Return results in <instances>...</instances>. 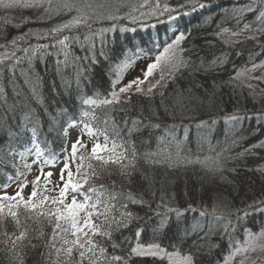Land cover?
<instances>
[{"label": "trees", "instance_id": "obj_1", "mask_svg": "<svg viewBox=\"0 0 264 264\" xmlns=\"http://www.w3.org/2000/svg\"><path fill=\"white\" fill-rule=\"evenodd\" d=\"M71 2L82 7L89 3L95 6L104 0ZM128 2L138 4L141 0ZM149 2L154 5L156 0ZM160 3L176 8L184 0H160ZM199 3L204 7L194 10L190 7L183 8L179 13H172L176 19L171 21L168 13L144 20V26L126 20L119 21L129 31L106 34L105 46L113 49V55L108 61L98 57L99 63L92 66L91 82L82 85L81 94L76 92L70 68L57 71V57L46 56L43 60H33L29 64L22 51L30 46L50 43V38L37 39V35L27 34L43 35L57 25L70 22L78 15L75 10L53 15L51 19L43 14L44 10L35 16L25 15L16 19L0 16V46H5L0 47V56L15 50L16 56L25 57L20 64H15L14 59H8L0 66V88H3V94L0 95V186L9 185L15 180L21 184L26 180L28 183L22 193L25 198L32 192L31 190L29 193L27 189L33 181V160L36 157L25 153L21 160L18 156L8 154V146L21 151L23 148L35 147V141L46 156L64 155L62 149L68 146L69 126L82 108L89 107L82 106V98L106 94L110 82L116 76L115 65L129 51L141 48L152 53L171 43L175 33H190L181 47L188 50L184 55L195 67L182 68L174 78L167 81L165 87L155 90L156 94L151 100L144 95H133L131 103L123 106L126 111L114 115L122 128L124 122L131 125L133 120H141L145 125H160L159 128H142L132 136L138 154L156 151L158 144L161 148L164 147L159 141V137L163 136L180 143L181 157L192 160H204L205 157L215 159L217 153H221L222 162L227 157L231 159L223 163L222 170L211 171L209 167L198 163L178 161V166L169 167L167 164H149L141 158L137 161L138 170L133 173L131 183L120 176L115 167L110 178L105 176L96 180L97 186L103 184L110 190L114 187L111 181L115 180L116 190H131L145 201L144 204H129V210L137 219L129 227L114 232L110 241L104 242L108 253L125 257L126 264H169L166 258L128 256L130 248L137 242L144 245L158 243L168 251L176 247L178 227L175 213H168L171 218L169 229L155 232L156 225L160 222L157 213L165 211L163 207L157 208L162 203L161 197L163 204L184 213L179 221L181 227L190 225L195 220L206 224L211 216L201 218L199 211L206 208L211 212L213 206L217 213L231 217L241 241L245 239V229L257 232L264 227V212H253L249 207L253 200L264 199V172L259 171L264 169V148L257 147L251 154L244 153L245 148L259 145L264 139V107L255 95L249 94V89L245 87L248 83L243 78L231 80L236 70L251 67L253 62L264 61V50L259 46L264 44V37L260 38L258 44L251 39L244 40V37L252 35L251 32H245L241 37H230L228 33L220 37L216 35L225 28L238 31L244 23H253L258 11L246 13L238 20L234 13L245 10L250 0H199ZM83 11L92 17L89 20L91 29L111 26V21L95 19L97 15L104 14L103 9L84 8ZM123 11L126 9H122ZM253 26L256 25L253 23ZM133 28L135 31H131ZM88 31V27H79L70 33H61L56 38L60 39L67 34L78 35L83 40ZM19 37L24 39H18ZM14 39L16 43L12 44ZM229 39L243 42L231 47L222 43ZM71 47L75 55L84 54L79 45L73 44ZM221 53L226 54L225 63L213 65L212 61ZM59 59L62 60L63 56ZM14 64L15 67H12ZM62 76L73 81L71 88L65 86ZM257 83L261 90L264 89V83ZM33 87L37 88L35 94L32 92ZM160 91H163V97L159 95ZM96 111L99 112V109ZM230 115H237L240 117L239 121L227 120ZM169 151L175 153V143L169 147ZM240 153L244 154L238 155ZM25 163L31 165L30 170L24 168ZM207 163L214 167L211 160ZM17 172L24 175L15 179ZM9 176L13 177L11 181ZM52 180L54 181L53 178ZM190 205L196 211H188ZM245 211L250 214L243 215ZM44 231L50 234L51 226L46 225ZM138 232L143 234L138 236ZM212 243L220 244L221 255L231 248L228 237L221 236L219 232L213 237ZM186 250L187 244L180 249L182 253ZM41 251L44 249H38L35 253L29 251L25 264H42L39 261ZM0 264H9L6 250L0 251Z\"/></svg>", "mask_w": 264, "mask_h": 264}, {"label": "snow or ice", "instance_id": "obj_2", "mask_svg": "<svg viewBox=\"0 0 264 264\" xmlns=\"http://www.w3.org/2000/svg\"><path fill=\"white\" fill-rule=\"evenodd\" d=\"M0 5L5 9L14 7L43 9V14H47L48 19H51L53 15L69 13L73 10L78 13L70 22L57 25L43 35L28 33L27 35H37V39L50 38V43L22 49L29 64L33 60H43L46 56L57 57V71L71 69L77 94L82 93L83 84L91 82L92 66L99 63L98 57L108 61L113 55V49L105 46L106 34L129 31L128 28L120 25L119 21L126 20L144 26V20L158 15L168 13V19L171 21L176 19L172 13H179L183 8L190 7L194 10L197 7H204L199 0H184V3L178 4L176 8L169 7L167 3L161 5L160 0H156L154 5L150 4L149 0H141L138 4L129 3L128 0H104L103 3L95 6L89 3L82 7H77L71 0H0ZM84 8L103 9L104 14L97 15L95 19L111 21V26L91 29L89 20L92 17L83 11ZM122 9L126 11L122 12ZM257 11L258 14L253 22L255 27L253 23H244L238 31L225 28L216 35L220 37L228 33L230 37H241L245 32H251L252 35L244 37V40L251 39L259 44L260 38L264 37V0H250L249 6L245 10H238V13H234V17L239 20L246 13ZM79 27L89 28L83 40L78 35L67 34L60 39L56 38L61 33H70ZM189 35L190 33L179 32L176 38L164 47L163 52L141 70L143 78L137 76L117 89V85L121 84L124 71L130 67L131 58H127L115 65L116 76L110 82L106 94H94L82 98V106L89 107L82 108L73 120L72 126L80 129V135L71 145L70 152L66 147L62 149L64 160L58 182L52 180L54 175L52 171L44 172L45 167H55L60 163L57 156H46L35 141H33L35 147L23 148L21 151L8 146L9 155L18 156L23 160L25 153L34 154L36 159L33 163L41 165L40 175L32 181V192L27 198L22 194L28 183L26 180L19 185V190L15 195H8L6 192L0 195V245H3L0 251H7L9 264H25L29 251L35 253L41 248L44 249L39 252V261L42 264H126L125 257L108 253L104 242L110 241L114 232L129 227L130 223L137 219L136 215L129 210V204H144L145 201L131 190H116L115 180L111 181L114 186L111 190L103 184L97 186L95 181L105 176L110 178L113 175V167H115L118 174L131 183L133 173L138 170L137 161L141 158L149 164H167L169 167L178 166V161L188 164L198 163L209 167L211 171L222 170L223 163L231 159L227 157L222 162L221 153H217L215 159L205 157L204 160L198 158L192 160L181 157L180 143L163 136L159 137V141L165 145L164 147L161 148L158 144L156 151L138 154L132 136L139 133L142 128H159L160 125H145L141 120H133L131 125L124 122L122 128L114 115V113L126 111L123 106L131 103L133 95H144L151 100L156 94L155 90L165 87L167 81L174 78L182 68L195 67L192 61L184 55L188 50L181 47V43L188 39ZM18 39H24V37ZM239 42L243 41L232 39L222 41L229 47ZM11 43L15 44L16 40L14 39ZM73 44L79 45L84 54L75 55L71 47ZM259 46L261 50H264V44ZM140 51L143 52V49ZM60 56H63L62 60L59 59ZM25 57L16 56V51L13 50L11 53L0 56V66L4 65L8 59H14L15 64H20ZM225 61L226 54L221 53L212 61V64L219 66ZM15 64L12 67H15ZM261 68H264V61L253 62L251 67L236 70L231 80H239L246 73L255 72ZM157 70L160 72L159 80L150 83L149 77H152ZM62 79L65 86L71 88L73 81L63 76ZM249 79L264 83V75L250 76ZM146 82L150 85L147 90L142 87ZM245 87L249 89L250 95H255L254 84L248 83ZM36 91L37 88L33 87V94ZM2 94L3 88H0V95ZM159 95L163 97V91H160ZM122 96L125 98L122 99ZM96 109H99V112ZM165 111L167 112V109ZM226 119L238 122L240 117L230 115ZM32 134L35 137V130ZM85 134L94 140L90 151L84 141ZM101 136L104 139L103 144L99 142ZM173 143H175V153L169 151ZM257 147L264 148V143L245 148L244 153L251 154ZM209 160L212 161L214 167L208 165ZM23 166L28 170L31 168V165L26 163ZM259 171L264 172V169H259ZM23 175L24 173L17 172L15 179H20ZM42 177L43 183H41ZM144 178L147 179V177ZM12 179L13 177L9 176V180ZM8 186L5 184L0 187L6 189ZM161 201L162 203L158 204L157 208L163 207L165 211L157 213L160 216V222L156 225L155 232L169 229L171 218L168 213H175L178 227L175 237L176 247L168 251L158 243L144 245L137 242L130 248L129 257L134 255L166 258L169 264H249V262L250 264H264V256L257 255L253 258L250 255L257 250L264 252V243H260L264 240V227L257 232L245 229L246 238L241 241L236 234L237 229L231 217L217 213L215 206L212 207L211 212L206 208L199 211L201 218L211 216V220L206 224L201 220H195L192 224L181 227L179 221L184 213L163 204V197ZM148 207L151 208V205ZM249 207L253 212H264V199L253 200ZM188 211H196V209L190 205ZM249 214L247 211L243 213L245 216ZM46 225L52 228L50 234L44 231ZM217 232L221 236L228 237L231 243V248L226 250V254L221 255L220 244L212 243ZM142 234V232L137 233L138 236ZM186 244L187 250L182 253L180 249ZM113 247L116 246L113 245Z\"/></svg>", "mask_w": 264, "mask_h": 264}, {"label": "rangeland", "instance_id": "obj_3", "mask_svg": "<svg viewBox=\"0 0 264 264\" xmlns=\"http://www.w3.org/2000/svg\"><path fill=\"white\" fill-rule=\"evenodd\" d=\"M42 11H43V9L36 10L33 8H24V7H14V8L5 9L2 5H0V16H4L6 18H12V19L20 18V17L25 16V15L35 16ZM176 36H177V34L175 33V35L172 38V41L176 38ZM140 49L141 48H138L134 51H129L127 56L124 58V59L131 58V63H130V67L124 71V74H123L122 79H121V84L117 85V89L120 86H122L123 84H127L129 80H132L133 78H135L137 76H141V78H143L141 70L145 69L148 64L153 62L155 57L159 56L163 52L164 47L159 48L156 51L154 50L152 53H148L147 49H143V52H141ZM124 59H122V61ZM165 71H167L166 67H165ZM261 75H264V68L258 69L255 72L246 73L241 78H243L247 83H252L255 85V97L258 99L261 106L264 107V93L262 92L257 81L249 79L250 76H261ZM159 78H160V72H159V70H157L156 73L152 77H149V82L155 83V81L159 80ZM149 82H146L142 86L145 90H147V88L150 86ZM133 91H135V89H133ZM121 98L124 99L125 97L122 96ZM78 135H80V129L74 128L71 124L68 128V146H67L68 152L71 151V145L75 142ZM84 141L87 143L88 149L91 150L93 143H94V140L92 138H90L87 134H85L84 135ZM99 142L101 144H103L104 139L99 138ZM261 143H264V139L262 140ZM58 158L60 160V163H58L55 167H45L44 168L45 173L48 171H52L54 173V175L52 177L54 179V182L59 181V172H60V168L63 167L64 155L59 156ZM34 166H35V171L32 173L33 181L35 180L34 178H36L38 175H40L41 165L39 163H35ZM19 185H20L19 181H17V180L12 181L6 189L0 188V195L5 194V192L8 195H15V193L19 190ZM32 186H33V184L31 181L28 185L29 189H27V191L29 193L33 188ZM78 199H81V197H78ZM245 238H246V236H245ZM260 243H264V240L260 241ZM250 255L253 258H255V256H257V255L264 256V252L257 250V252L251 253ZM249 264H250V262H249Z\"/></svg>", "mask_w": 264, "mask_h": 264}]
</instances>
